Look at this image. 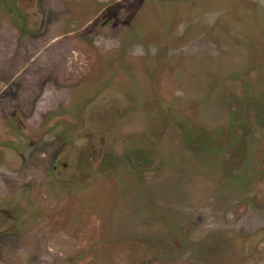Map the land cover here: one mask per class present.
I'll list each match as a JSON object with an SVG mask.
<instances>
[{
    "label": "rangeland",
    "instance_id": "1",
    "mask_svg": "<svg viewBox=\"0 0 264 264\" xmlns=\"http://www.w3.org/2000/svg\"><path fill=\"white\" fill-rule=\"evenodd\" d=\"M0 264H264V0H0Z\"/></svg>",
    "mask_w": 264,
    "mask_h": 264
}]
</instances>
